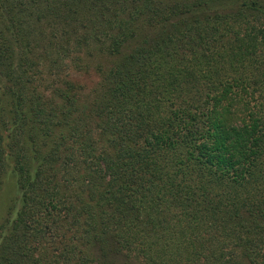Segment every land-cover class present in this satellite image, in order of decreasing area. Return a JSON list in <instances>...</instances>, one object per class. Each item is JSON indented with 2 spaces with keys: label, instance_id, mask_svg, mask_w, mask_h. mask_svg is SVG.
<instances>
[{
  "label": "trees",
  "instance_id": "obj_1",
  "mask_svg": "<svg viewBox=\"0 0 264 264\" xmlns=\"http://www.w3.org/2000/svg\"><path fill=\"white\" fill-rule=\"evenodd\" d=\"M6 179L0 264H264V0H0Z\"/></svg>",
  "mask_w": 264,
  "mask_h": 264
},
{
  "label": "rangeland",
  "instance_id": "obj_2",
  "mask_svg": "<svg viewBox=\"0 0 264 264\" xmlns=\"http://www.w3.org/2000/svg\"><path fill=\"white\" fill-rule=\"evenodd\" d=\"M77 81L82 85L83 91L87 92V88L94 82L95 77L92 74L87 75V73L84 74H78L76 77ZM11 181L9 179H6L2 186V191L0 192V206H1V213L4 212V205L8 202V199L12 197V185Z\"/></svg>",
  "mask_w": 264,
  "mask_h": 264
}]
</instances>
